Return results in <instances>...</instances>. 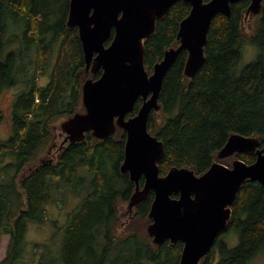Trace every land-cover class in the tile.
I'll return each mask as SVG.
<instances>
[{
  "label": "trees",
  "instance_id": "obj_1",
  "mask_svg": "<svg viewBox=\"0 0 264 264\" xmlns=\"http://www.w3.org/2000/svg\"><path fill=\"white\" fill-rule=\"evenodd\" d=\"M69 1L0 0V94L19 87L10 103L9 135L0 137V238L9 236L0 264H20L27 222L48 220V203L58 200L54 189L59 190V200H65L72 188L84 192L83 198L59 228L58 243L52 235L51 244L43 243L41 253L33 248L30 262L23 264H178L183 243L155 244L147 233L153 193L131 213L127 208L135 184L119 169L126 139L122 129L106 138L87 132L83 140L66 143L54 160L44 158L26 169L38 148L56 137L57 119L84 112L82 84L101 73L85 71L78 30L66 25ZM249 4L250 0H239L231 4L229 15L213 17L204 61L192 77L184 74L186 50L165 74L160 112H153L148 121L149 131L164 148L160 175L171 167L201 174L233 133L256 136L264 147V59L240 67L245 43L264 49V0L260 11L250 14L255 26L247 33L244 14ZM190 8L179 0L155 21L154 33L144 41L148 73L167 48L179 44V23ZM140 104L141 98L132 114ZM234 156L246 163L256 157L254 152ZM139 183L141 187L142 177ZM231 233L239 238L232 247L225 240ZM262 248L264 184L246 180L225 229L199 264H248Z\"/></svg>",
  "mask_w": 264,
  "mask_h": 264
},
{
  "label": "water",
  "instance_id": "obj_2",
  "mask_svg": "<svg viewBox=\"0 0 264 264\" xmlns=\"http://www.w3.org/2000/svg\"><path fill=\"white\" fill-rule=\"evenodd\" d=\"M177 1H69L66 25L78 30L85 71L94 74L101 70V73L97 78L84 80L85 110L60 123L59 134L64 137L57 151L66 141L83 140L87 132L106 138L122 129L126 139L119 169L128 173L135 184L128 210L131 213L133 206L152 192L147 215L150 222L146 226L152 241L155 244L181 241L178 264H199L215 237L225 229L241 185L246 180L264 184V147L256 136L233 133L201 174L188 167H171L164 175L159 174L164 148L149 131L148 121L153 112H160L158 98L164 76L182 50L187 52L184 74L188 77L195 74L204 61L213 17L219 13L229 15L231 4L239 0H182L191 8L179 23V44L167 48L148 73L144 66V41L154 33L155 21ZM261 6L262 0H250L244 19L251 13L257 14ZM139 98L141 104L132 114ZM244 152H254L255 160L246 163L235 157L230 165L219 161Z\"/></svg>",
  "mask_w": 264,
  "mask_h": 264
},
{
  "label": "rangeland",
  "instance_id": "obj_3",
  "mask_svg": "<svg viewBox=\"0 0 264 264\" xmlns=\"http://www.w3.org/2000/svg\"><path fill=\"white\" fill-rule=\"evenodd\" d=\"M255 26V19L249 15L248 18L244 19V30L249 33L252 28ZM258 57H262L264 59V49L250 43H245L241 48V59H240V67L245 66L249 62L255 60ZM43 78V77H42ZM45 78L40 80V83H44ZM19 90L18 86L9 87L7 89H4L0 94V137L5 138L9 135L10 132V118H9V108L10 103L12 100V97L14 93H16ZM158 113V112H156ZM63 119H57L55 121L54 131L57 134L56 137L53 139H50L45 144L40 146L37 150V153L35 156L31 159V162L27 164L26 169H28L29 165H36L41 162L44 158H49L54 160L57 154V146L60 143L62 139V135L59 136L60 131V123ZM54 143L52 145L51 143ZM235 158V156H230L224 159L225 162H228L229 164L231 161ZM87 183V182H86ZM85 183V184H86ZM74 190V188H72ZM68 189L66 192L67 196H65V200L58 197L59 190L54 189V198H57L58 200L54 201L55 203H48V220L43 222L42 224H37L35 222H27V230L25 233V239H24V247L23 250L19 252L18 257L21 259L20 264H23V261L28 260L33 255L31 253V250L34 248L35 251H38V253H41L43 247V243H46L47 245H50L51 242H49V238L53 235L56 236V243H58V240L60 238V231L59 228L64 227L67 221L68 214L76 208V206L81 202L83 198L84 192L82 191H72ZM82 192V193H81ZM62 198V197H61ZM58 228V230H57ZM56 232V233H55ZM8 235L2 236L1 242H0V260L3 256H5L6 249H7V242H8ZM228 246L232 247L235 246L238 243V235L236 233H231L225 238ZM36 244H39L36 248ZM35 246V247H34ZM55 247L56 244H55ZM14 257L16 259L17 253L14 254ZM30 262V260H28ZM248 264H264V248H262L252 259Z\"/></svg>",
  "mask_w": 264,
  "mask_h": 264
},
{
  "label": "flooded vegetation",
  "instance_id": "obj_4",
  "mask_svg": "<svg viewBox=\"0 0 264 264\" xmlns=\"http://www.w3.org/2000/svg\"><path fill=\"white\" fill-rule=\"evenodd\" d=\"M108 40H110V39H108ZM106 42H107V41H106ZM106 42H105V44H106ZM109 42H110V41H109ZM108 44H109V43H108ZM108 44H106V45H108ZM59 136H61V134H59ZM125 136H126V135H125ZM63 137H64V135L62 134V139H63ZM62 139H61L60 143L58 144V146H60L61 143L63 142ZM68 142H69V141L64 142L63 147H64L65 144L68 143ZM63 147H62V148H63ZM62 148H61V149H62ZM174 196H176V195H174Z\"/></svg>",
  "mask_w": 264,
  "mask_h": 264
},
{
  "label": "crops",
  "instance_id": "obj_5",
  "mask_svg": "<svg viewBox=\"0 0 264 264\" xmlns=\"http://www.w3.org/2000/svg\"><path fill=\"white\" fill-rule=\"evenodd\" d=\"M7 235H8V234H3L2 236H7ZM2 236H1V238H2ZM1 238H0V242H1ZM8 238H9V236H8ZM8 240H9V239H8ZM7 243H8V242H7ZM3 257H4V256H3ZM3 257H2V258H3ZM2 258H1V259H2Z\"/></svg>",
  "mask_w": 264,
  "mask_h": 264
},
{
  "label": "bare ground",
  "instance_id": "obj_6",
  "mask_svg": "<svg viewBox=\"0 0 264 264\" xmlns=\"http://www.w3.org/2000/svg\"><path fill=\"white\" fill-rule=\"evenodd\" d=\"M93 216V215H92Z\"/></svg>",
  "mask_w": 264,
  "mask_h": 264
}]
</instances>
